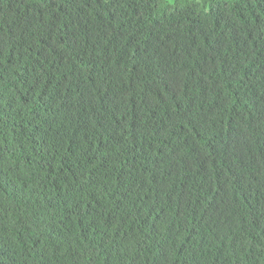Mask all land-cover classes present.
<instances>
[{"label": "trees", "instance_id": "16d2710c", "mask_svg": "<svg viewBox=\"0 0 264 264\" xmlns=\"http://www.w3.org/2000/svg\"><path fill=\"white\" fill-rule=\"evenodd\" d=\"M0 264H264V0H0Z\"/></svg>", "mask_w": 264, "mask_h": 264}, {"label": "clouds", "instance_id": "9594fccd", "mask_svg": "<svg viewBox=\"0 0 264 264\" xmlns=\"http://www.w3.org/2000/svg\"><path fill=\"white\" fill-rule=\"evenodd\" d=\"M26 135H27V138H29V134L28 133H26ZM30 139V138H29ZM32 144H34V142H32ZM34 147H35V145H34Z\"/></svg>", "mask_w": 264, "mask_h": 264}]
</instances>
